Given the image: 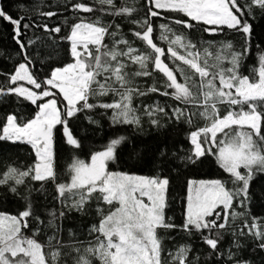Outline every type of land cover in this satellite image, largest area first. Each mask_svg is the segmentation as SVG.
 I'll return each mask as SVG.
<instances>
[{"label":"snow or ice","instance_id":"1","mask_svg":"<svg viewBox=\"0 0 264 264\" xmlns=\"http://www.w3.org/2000/svg\"><path fill=\"white\" fill-rule=\"evenodd\" d=\"M94 3L106 6L99 9L103 14L129 19L135 26L131 29L134 40L123 35L116 38L120 25L111 30L100 17L79 16L67 35L61 37L70 45L72 62L52 69L43 80L30 71L34 61L28 47L35 41L29 39L25 43L21 37L31 27H40L50 36L60 33L62 28L25 22L28 19L25 15L13 17L0 6V21L12 26L13 39L24 59L14 67V72L5 74L0 81V97L15 95L38 109L32 118L7 114L0 122V141L31 145L36 157L34 164L23 169L9 165L0 173V187H7L18 195L19 186L25 185L28 179L41 182L42 186L51 181L61 204L67 193L79 196L71 204L78 211L94 196L109 207L105 213L98 203L99 224L90 229V233L97 234L95 241L83 249L73 245L74 264H93V259L99 264H199L198 256L190 257L193 251L190 246H181L167 258L163 257L160 228H179L189 236L198 235L209 249V255L216 258L215 264H251L239 253L244 247L242 238L250 239L255 248L264 251V217L247 211L252 199L251 181L257 174L264 173V54L259 57L258 78L243 75L240 67L247 47L243 52H236L231 51L230 42L224 43L222 50L213 56L208 48L201 52L192 40L173 33L167 24L159 25L162 31L155 37L154 20L162 18L164 13H179L188 19H174L177 25L191 29L192 22H196L209 26L203 31L211 34L226 27L242 35L247 43L253 31L249 17L255 16L256 9L264 15V0H243V3L241 0H146L147 10L142 19H132L136 9L128 6V0H122L119 7L116 0H94ZM16 7L26 10L25 4ZM66 10L92 13L96 8L82 0L75 3L66 0ZM39 15L51 18L57 12H40ZM108 36L113 38L111 45L105 43ZM157 39L167 42V48L158 46ZM134 41L142 42L143 49L135 47ZM166 59L171 61V66ZM225 60L230 66H224ZM132 65L136 66L135 70L128 71ZM154 73L162 74V87L155 83L146 88L136 85L135 78H149ZM110 94L111 102L101 99ZM149 94L171 97L178 102V106L171 108L173 122L191 124L194 116L204 121L202 127L190 131L191 148L186 155L173 154L169 158L166 151L160 152L161 168L179 167L177 159L195 164L202 157L212 155L229 174L232 184L229 188L218 179L188 180L182 225L170 223L171 218L165 216L170 185L167 176L107 170L108 162L117 159L116 149L124 141L123 136L111 139L103 150L91 154L90 163L75 160L70 169V182H57L53 141L58 125L62 126L66 144L79 148L81 144L69 127L70 120L78 113L111 110L109 119L113 125L138 126L140 116L133 106L134 98ZM93 99L95 103L90 102ZM222 106H227L224 112H221ZM166 107L146 105L144 112L151 123L159 127V119L153 117L157 113L168 115ZM87 119L95 123L91 117ZM237 207L242 210L237 212ZM50 215L48 225L54 227L57 216L55 212ZM64 215V211L59 212V218ZM32 216L30 202L18 214L0 213V264H58L63 241L50 236L51 250L46 252L45 246L34 238L39 228L33 230V236H26ZM36 219L40 221L39 216ZM237 220L242 223L236 225ZM226 233L233 239L228 250L222 251L220 245Z\"/></svg>","mask_w":264,"mask_h":264},{"label":"trees","instance_id":"2","mask_svg":"<svg viewBox=\"0 0 264 264\" xmlns=\"http://www.w3.org/2000/svg\"><path fill=\"white\" fill-rule=\"evenodd\" d=\"M73 3L77 0H72ZM86 4H92L96 11L92 13H72L66 10V0H0V6L4 11L9 12L13 17L25 15L28 19L25 22L36 25L48 24L50 27L60 26L62 31L58 34L53 33L51 36L40 27H31L21 39L26 43L29 39L35 41L28 47V54L34 61L30 71L40 80L49 75L51 70L56 67H63L72 62L70 56V45L61 37L67 35L70 26L79 16L86 19H95L100 17L101 22L108 25L111 30H116L115 25H120L117 39L123 35L128 40H134L131 35V29L135 26L130 23L129 19L119 16L103 14L100 12L102 6L95 4L94 0H82ZM122 0H116L119 7ZM243 3V0H241ZM18 4H25L26 10L16 7ZM129 7H135L136 11L132 19H142L147 10L146 0H128ZM55 11L57 15L51 18L42 17L40 12ZM166 17V18H165ZM174 19H188L179 13H164L162 18L154 20L155 37L161 34L160 24H167L176 35H183L186 39L192 40L203 52L208 48L214 56L221 51V45L230 42L231 51L243 52L247 47L248 52L243 56L240 71L243 75L250 77L256 75L260 67L259 57L264 54V15H261L259 9L255 10V16L249 17L252 25V35L245 42V38L234 30L223 28L215 34L203 31L207 25L192 22L194 27L191 29L184 28L182 25L174 23ZM12 26L6 22L0 21V81L5 74L14 72V67L24 62L20 54L19 46L13 39ZM171 35V33H169ZM113 38L108 36L105 43L111 45ZM158 46L167 48V42L156 40ZM134 46L143 49L144 45L140 41H134ZM211 59V58H210ZM171 66V61L165 60ZM176 63H179L178 61ZM224 66H230L225 60ZM136 66L132 65L128 71L135 70ZM179 79V75H178ZM198 79V78H197ZM162 74L154 73L152 77L135 78L137 86L146 88L153 83L162 87ZM182 82V81H181ZM22 83V82H21ZM28 86V85H26ZM31 87V86H28ZM104 102H111V94L108 97L101 98ZM90 102L95 103L93 99ZM167 106L165 108L168 115L157 113L155 117L159 119L160 126L157 127L151 123L145 112L146 105ZM133 106L137 108V115L140 116V124L113 125L109 119L111 110L105 112L103 109H94L78 113L69 123L70 130L74 138H77L81 147L76 148L66 144L63 136L62 126L54 129L53 141V164L57 176V182H70V168L72 163L79 159L87 163L90 162L91 154L103 150L113 138L120 136L125 137L124 141L117 147V159L110 161L107 166L109 172H119L131 175L157 176L164 175L170 180L168 192L166 194V218H171L170 223L182 225L184 222L187 198L188 180H222L226 186L231 188L232 184L229 175L219 166L215 156L207 155L202 157L195 164H185L177 159L179 167L168 165L162 169L160 166V152L166 151L169 158L173 154L176 157L186 155L190 148L189 133L196 128L202 127L204 121L198 116L193 117L191 124L187 122H173L170 120L171 108L178 106V102L171 97H163L159 94H149L145 97L134 98ZM227 106L221 107V112L225 111ZM38 109L28 101L18 100L15 95L0 97V122L4 120L7 114H16L24 119L34 117ZM87 117H91L95 123L89 122ZM36 157L31 146L25 143L0 141V173L9 165L24 168L27 165L34 164ZM18 195L8 191L7 187H0V213L18 214L24 210L27 203L30 202L33 208V216L30 218V227L25 230L26 236H33V230L39 228L35 239L45 246V251L51 249L48 246V238L55 235L57 239L62 240L64 247L61 249L62 255L58 264H74L73 245L81 249L86 248L90 242L95 241L96 233H90L93 225H98L100 216L97 214V206L102 207L105 213L109 210L107 205L98 202L95 196L87 202L81 210L71 207L74 200L79 196H69L65 194L64 204L57 199L58 193L55 190L53 182L44 183L34 182L28 179L25 185L19 186ZM251 202L247 211L258 217H264V173L257 174L250 184ZM27 198V199H25ZM67 205V206H65ZM118 206V205H117ZM241 211L239 207L235 209ZM64 211L63 218H59V212ZM55 212L57 219L55 226H49L48 221L52 219L50 213ZM40 217V221L36 217ZM42 221V223H41ZM236 225L242 223L237 220ZM59 229V231H57ZM164 252L162 256L167 258L169 253H174L181 246H190L192 248L191 256L199 257V264H215L216 258L209 255V249L205 246L198 235L189 236L179 228L175 229H158ZM233 237L226 233L221 242V250L227 251ZM244 247L240 250V257L249 260L251 264H264V251L254 247V243L248 239H241ZM55 241H53V245ZM93 264H99L98 260L93 259Z\"/></svg>","mask_w":264,"mask_h":264},{"label":"rangeland","instance_id":"3","mask_svg":"<svg viewBox=\"0 0 264 264\" xmlns=\"http://www.w3.org/2000/svg\"><path fill=\"white\" fill-rule=\"evenodd\" d=\"M223 28H226V27H223ZM22 83H24V82H22ZM11 142H12V141H11ZM19 143H20V142H19ZM29 146H31V145H29ZM33 151H34V150H33ZM34 153H35V151H34ZM215 158H216V157H215ZM90 162H91V161H90ZM90 162H89V163H90ZM109 162H110V161H109ZM109 162H108V163H109ZM70 169H71V168H70ZM227 174H228V173H227ZM228 175H229V174H228ZM197 181H200V180H197ZM205 181H210V180H205ZM186 206H187V198H186Z\"/></svg>","mask_w":264,"mask_h":264}]
</instances>
